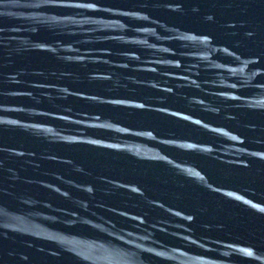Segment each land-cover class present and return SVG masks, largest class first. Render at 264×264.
<instances>
[{"label":"water","instance_id":"obj_1","mask_svg":"<svg viewBox=\"0 0 264 264\" xmlns=\"http://www.w3.org/2000/svg\"><path fill=\"white\" fill-rule=\"evenodd\" d=\"M0 264H264V0H0Z\"/></svg>","mask_w":264,"mask_h":264}]
</instances>
